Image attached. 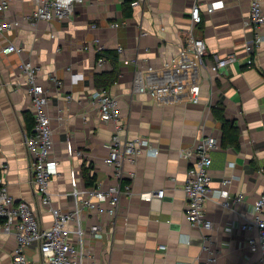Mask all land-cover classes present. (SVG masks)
I'll list each match as a JSON object with an SVG mask.
<instances>
[{
    "label": "crops",
    "instance_id": "crops-1",
    "mask_svg": "<svg viewBox=\"0 0 264 264\" xmlns=\"http://www.w3.org/2000/svg\"><path fill=\"white\" fill-rule=\"evenodd\" d=\"M127 1L82 0L73 17L63 22L24 20L34 10V0H11L9 9L0 13V22L19 21L18 27L0 34V183L15 201L30 206L42 227L51 225L50 212L41 207L32 182V156L24 142L33 118L28 85L19 66L31 62L40 69L38 82L48 95L51 157L59 163L58 175L48 185L51 206L61 211L72 208L73 200L66 193L86 188L82 170L88 165L101 189L116 184L112 168L104 163L113 124L100 120L90 99L98 89L94 76L116 68L118 79L109 91L118 99L126 124L122 137H144L158 153H143L124 163L121 187L128 186L131 195L120 197L115 218L83 214L85 264H198L208 255L204 245L215 253L212 264H264V256L246 246L250 233L230 229L232 223L251 220L254 203L264 195V27L256 31L244 25L249 0H141L136 7ZM214 1H223L225 7L208 14L206 7ZM195 4L202 23L191 29L189 14ZM114 23L120 26L113 28ZM191 31L205 43L206 64L230 54L238 62L219 69L211 79L200 71L198 104L183 99L157 105L149 96L138 94L137 79L144 78L149 67L162 68L184 47ZM256 34L261 39L257 46L253 44ZM94 39L103 51H115L114 63L106 59L98 66L94 48L82 50ZM8 44L21 47L22 53L3 54ZM118 47L123 50L120 55ZM249 58L250 67L246 65ZM67 95L70 102L65 100ZM218 105L224 109L223 116L235 123L239 147L220 146L211 153V188L228 198L212 193L207 200L205 216L213 229L204 233L192 229L184 218L182 187L191 162L180 152L193 149L204 136L220 141L222 125L211 112ZM224 180L231 182L222 186ZM158 190H164L160 201L147 199ZM240 194L242 202L232 208L221 206ZM95 223L103 227L102 240L90 235ZM15 246L12 234H0V249L9 254L7 259L12 252H6ZM25 254L31 264H43L37 246L28 247Z\"/></svg>",
    "mask_w": 264,
    "mask_h": 264
},
{
    "label": "built area",
    "instance_id": "built-area-1",
    "mask_svg": "<svg viewBox=\"0 0 264 264\" xmlns=\"http://www.w3.org/2000/svg\"><path fill=\"white\" fill-rule=\"evenodd\" d=\"M141 0H131L132 7L139 6ZM35 8L30 15L23 17L29 22H63L70 20L75 11V6L82 0H34ZM11 0H0V13L9 9ZM223 1H214L207 5L206 11L212 14L217 10L224 9ZM191 29L202 23L200 8L195 4L190 11ZM254 30L264 27V13L261 0H249V17L244 23ZM19 26V21L0 22V34L11 31ZM119 23L112 24L118 28ZM92 28H95L93 25ZM190 29V30H191ZM261 42L260 36L255 35L253 44L257 46ZM94 48L96 54H102L103 47L99 40L94 39L90 45L83 46L87 51ZM122 48H117L120 55ZM3 54L22 53V48L8 44L2 49ZM207 52L202 39L193 35L192 31L185 45L178 53L165 62L162 68L154 70L149 67L144 78L137 79L135 91L138 94L149 96L157 105H166L181 102L186 99L192 104H198L201 92L200 71H205L207 78L216 74L219 69L233 66L238 62L234 54L224 58H216L211 65L206 64ZM106 61L99 57L96 61L98 66ZM126 64L128 62H125ZM253 61L249 58L246 62L248 67ZM21 74L28 85V94L31 98L33 129L25 137V146L32 156L31 175L32 182L39 194L40 205L50 212L51 225L48 228L41 226L34 212L22 201H15L8 193L5 185L0 183V234H12L16 246L10 255L11 264H31L25 254L28 247L37 246L43 264H85L86 252L84 249L85 231L82 227V216L89 212L97 217L106 214L115 218L120 197L130 196L128 186L122 190L121 182L124 177V163L133 160L143 153L158 152L144 137L123 138L122 134L126 124L121 118L118 99L106 89H96L90 95V99L99 113L102 122L113 124V133L109 142V151L104 163L113 170V178L116 184L107 189H101L97 183L95 187L85 189H73L66 193L72 202V208L61 211L51 206V194L48 185L54 176H57L56 168L59 163L53 158V130L51 120L47 113L48 95L46 90L39 84L38 75L40 69L31 62H23L19 66ZM57 86L60 83L56 80ZM67 95L65 100L71 101ZM220 147V141L211 136H204L198 140L193 149L180 152V156L190 160L191 166L187 171L186 180L182 190L185 195L186 205L184 218L192 229L208 233L213 229V224L205 216V204L214 192L211 188L212 178L210 169L212 166L211 153ZM78 155V154H77ZM230 180H224L222 186H228ZM213 195L228 198V194L218 191ZM164 196V190H158L147 196L148 200L160 201ZM243 195L234 196L230 201L221 202L223 208H232L233 205L242 202ZM264 195L260 196L252 207L253 218L245 223L230 224V229L235 228L250 233L246 238V246L253 253L259 252L264 256ZM90 235L95 240L104 237L103 227L95 223L90 227ZM204 240H207L205 238ZM160 249H164L161 246ZM207 258L198 264H212L215 261V253L207 245L203 246Z\"/></svg>",
    "mask_w": 264,
    "mask_h": 264
},
{
    "label": "trees",
    "instance_id": "trees-1",
    "mask_svg": "<svg viewBox=\"0 0 264 264\" xmlns=\"http://www.w3.org/2000/svg\"><path fill=\"white\" fill-rule=\"evenodd\" d=\"M130 3V0L127 1ZM104 57L107 60H110L111 63L116 61L117 55L115 51H103L102 54H97L96 58ZM118 79V71L116 68H113L110 72H102L98 73L94 76V84L96 88L106 89L109 88L116 82ZM223 107L222 106H215L211 109L213 117L221 122V136H220V146H232L234 149H238L239 147V134L238 129L234 122L227 120L223 116ZM31 119L28 117L27 120ZM30 121V120H29ZM33 129V121L29 122L27 125V132L28 134L31 133ZM93 168L91 165L83 167L82 176L85 182L86 188L95 187L96 186V177L92 172ZM0 180H1V169H0ZM0 223L2 221L0 220Z\"/></svg>",
    "mask_w": 264,
    "mask_h": 264
},
{
    "label": "rangeland",
    "instance_id": "rangeland-1",
    "mask_svg": "<svg viewBox=\"0 0 264 264\" xmlns=\"http://www.w3.org/2000/svg\"><path fill=\"white\" fill-rule=\"evenodd\" d=\"M12 250V249H11ZM11 250H8L6 253H10L12 252ZM3 253V254H2ZM11 254V253H10ZM7 257H9V254H4L3 250L0 249V264H11L10 260L7 259Z\"/></svg>",
    "mask_w": 264,
    "mask_h": 264
}]
</instances>
